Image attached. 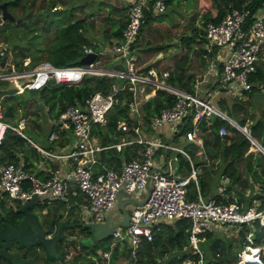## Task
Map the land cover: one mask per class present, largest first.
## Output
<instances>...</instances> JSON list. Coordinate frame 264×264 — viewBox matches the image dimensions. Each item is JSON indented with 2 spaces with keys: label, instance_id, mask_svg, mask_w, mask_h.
Listing matches in <instances>:
<instances>
[{
  "label": "built area",
  "instance_id": "2783aa9c",
  "mask_svg": "<svg viewBox=\"0 0 264 264\" xmlns=\"http://www.w3.org/2000/svg\"><path fill=\"white\" fill-rule=\"evenodd\" d=\"M124 1L126 24L121 35L112 37L111 42L106 45V51H109V58L112 60L111 65L102 64L101 57L78 65H55L44 61L29 69L15 70L13 66L11 71L0 73V78L11 80L22 78L21 76H33L31 80L23 81L16 92L25 88L39 87L50 78H54L57 82L74 83L80 81L83 76L82 73H76L73 77H68L63 73L50 70L48 76L38 79L35 71L38 66L45 63L54 65L58 69L71 66L85 67L90 73L124 78L123 81L115 79L106 93L95 91L83 101L77 100L70 103L57 117L53 118L52 123L60 129L71 131L74 137L71 145L63 148H59V145L55 148H47L33 140L24 129L27 124L26 116H19L16 121L7 120L0 102V141L6 129L11 128L26 137L46 158H64L66 163V167L62 165L43 167L48 172L45 177L38 176L35 171L27 169L22 158L17 162L0 163V199L6 201L12 197L21 202L38 195L39 201L54 204L67 197L82 194L83 199L88 203V208L95 215L94 219H90L102 221L106 212L116 203L121 189L133 195L142 196L147 178L150 177L152 188L147 200L141 205L132 207L127 224L113 228L110 234L113 237L112 244L116 242L122 244L127 240L131 245V255L134 257L142 239H152L154 226L158 227V224L163 221L186 217L189 220V233L188 242L184 244L183 250L197 253L198 257L195 259L187 255L182 260V264H204L203 249L200 245V240L204 238L202 235L204 231L218 230L227 235H237L239 228L244 224L253 226L256 218L264 225V209L258 208L256 204L258 200L250 205L229 200L230 176L225 172L219 174L214 192L204 194L199 180L202 169L193 164L189 152L171 140H164L160 134L153 135L149 132L152 128L159 131L169 126L175 133L186 120L185 117L190 115V111L192 124L182 135L185 140H191L199 147L198 152H202L203 136L199 131V123L204 116L218 114L243 131L254 145L259 146L254 141L248 122L241 124L230 116L218 103V99L229 95L246 98L248 91L257 83L250 79V74L256 71L264 49V2L253 13L249 7L231 6L219 21L207 22L206 39L202 46L208 51L203 53L204 56L207 58L210 50L215 46H224L227 51L222 59H220L222 53L215 54L219 59L214 72L215 80L201 95L169 82L167 77L170 74V68L149 65L150 61H137L139 49L136 42L143 16L146 10L164 11L167 8L166 1ZM251 14L253 18L249 20L248 17ZM8 48L9 42L1 41L0 55H3ZM92 50L91 46H84L86 53ZM97 53L101 55L105 52L101 50ZM117 63L120 64L117 65ZM209 74V68L204 71L201 68L195 72V78L202 79ZM149 85L150 92H146V87ZM127 88L131 89V93L122 96L121 93ZM158 88L174 92L176 98L171 105L163 107L159 113L152 116L149 122H146L140 94L143 93L145 97H148ZM117 104L126 105L125 108L132 119L130 124L129 120L119 121V127L125 135L111 144L95 142L92 136L93 123L105 122L107 113ZM227 129V126L222 124L218 127V132L224 134ZM58 136L59 133L52 130L49 139L53 140ZM127 143H140L141 147L137 149L140 156L123 158L119 165H108L100 161L98 156L100 149L108 146L120 147ZM262 146L264 147V144ZM160 148L183 152L191 163L189 173L182 176L171 168L168 172L158 169L156 158ZM258 149L264 153V150ZM98 164L101 165L100 169H96ZM39 165L45 166L43 162ZM190 181H193L197 192L194 198L188 193L187 185ZM9 199L8 203H11L12 199ZM110 252L111 249L103 250L101 257L107 259ZM263 252L264 245L254 244L252 233L248 231L245 234L243 247L238 250L237 264H264ZM248 254L253 257H247Z\"/></svg>",
  "mask_w": 264,
  "mask_h": 264
},
{
  "label": "trees",
  "instance_id": "16d2710c",
  "mask_svg": "<svg viewBox=\"0 0 264 264\" xmlns=\"http://www.w3.org/2000/svg\"><path fill=\"white\" fill-rule=\"evenodd\" d=\"M2 1H7L9 10L20 8L22 13L17 16H28L27 20L16 23L17 27H27L28 19L32 15V10L37 0H0V3ZM44 1L41 0L39 2L40 10L47 6H50V8L56 6V1L54 0H51L50 5H45L44 3L46 1ZM60 1L61 4L65 5L64 3L66 1ZM165 1L167 4L170 2V0ZM263 2L264 0H197L196 6L200 10L202 25H194L192 27L193 32L180 36V45L182 44L181 47H183L184 51L171 63L172 69L167 77L169 82L187 90L193 89L196 80L195 72L204 67L207 62V58L203 53L208 50L202 44L206 39L205 28L203 26L208 21H219L231 6L249 7L253 13ZM39 9L37 14L40 11ZM58 10L61 14L55 19L50 18L51 16L49 14L40 12L48 17H45L42 21L43 29L48 31L54 28L55 37L48 44L44 58H41L42 60L40 59L41 61L38 62L49 61L55 65L82 64L80 59L86 53L84 51L85 45L91 46L93 50L98 52L95 47L96 44L86 35L89 26H93V24L87 22L84 19L85 16H77L69 20L68 23H65L66 16L72 14L74 7L68 9L65 6V8L61 7ZM1 12L2 8L0 6V22L2 21ZM100 12L105 15L104 19L108 20V24L104 23L103 32L105 31L104 34L107 41L111 42L112 37L121 35V31L126 24V4H112L109 9ZM163 12H157L152 9L146 10L140 25V31L137 35L136 46L139 49L137 61L146 62L151 60L148 64L157 66L153 63L162 55L153 61L152 59H154L157 52L166 50L169 47L170 43L160 41L162 38L158 39L157 37L151 36V34L149 38L147 35H143L145 34L144 32H148L151 29L154 19L162 20L164 16H161V14ZM252 18L253 16L251 14L248 19L251 20ZM4 23L5 21L1 22L0 25L3 27ZM3 30H0V35ZM3 32L5 35L4 39H8V36L5 34L6 31ZM14 48H17V46ZM18 51L22 52L23 50L18 48ZM213 51L214 48L210 50V52ZM100 56L97 53L95 58H100ZM196 56L200 60L197 63L193 60ZM17 60L18 58H16L13 48H10V52L6 50L3 55H0V73L11 71ZM104 60H110L112 62L110 58L101 59V61ZM119 64L117 63V65ZM50 70H55V73H63V75L68 77H73L76 73H82V75L88 73L85 67L71 66L58 69L48 63L41 64L35 73L38 74V79H40L41 77L48 76ZM115 79L119 81L124 80V78L109 74L85 75L82 80L74 83L57 82L54 78H51L39 87L23 89L24 91L22 90L20 94V92H16L17 87L5 86L6 81L10 79L0 78V102L4 111V117L7 120L16 121L21 115L19 113L20 109H23L26 114L27 108L35 103L40 109V112L43 110L45 114L47 113L50 117L55 118L70 103L77 100L83 101L95 91L108 92L111 83ZM250 79L255 80L257 83L248 91L246 98L229 95L220 97L218 103L223 109L227 110L230 116L234 117L241 124L248 122L250 132L254 136V141H256L260 149L264 150L262 146L264 144V110H261L260 114L257 113L249 100L250 96L261 91V86L264 87V66L258 64L256 71L250 74ZM146 88V92H150L151 86L149 85ZM130 93L131 89L127 88L121 94L124 96ZM261 94L263 93L260 92L259 95ZM140 98L142 99V111L145 121L149 122L152 116L159 113L163 107H167L173 103L176 94L168 89L158 88L154 94L148 97H145L141 93ZM125 107L126 105L117 104L107 113V120L105 122L93 123L92 136L95 142L110 144L121 139L124 131L119 127V121L129 120L130 124L132 120ZM45 109H47V112H45ZM185 118L187 122L180 132L176 131L173 134V141H178L176 139L177 136L181 133L183 134L191 126V113ZM43 122H38L36 118H33V123L34 125L36 124L35 126L27 123L24 129L28 136L40 144L44 143L43 146L47 148L61 146L65 141L71 142V131L60 129L55 123L45 126ZM199 124V131L203 136V151L198 152L199 147L191 140H185L186 142L183 144V147L189 152L193 164L200 166L202 169L199 176L201 191L206 195L212 192L219 174L225 172L230 176L229 200H237L243 202L245 205H250L258 200L256 203L258 208L264 209V153L259 149H252L253 142L251 139L243 131L218 114L204 116ZM222 124L228 128L224 134L218 132V127ZM162 129H165V127ZM52 130L57 131L59 136L56 139L50 140L49 134ZM159 132L150 129L149 133L154 135ZM65 134L67 137L63 136ZM120 154L125 159L140 156L137 146L124 144L120 149H117L116 146H108V148L101 149L100 158L110 165L115 159L120 161ZM21 158L27 169L35 171L41 177L47 176L48 172L39 163L43 162L48 166H55L26 137L11 128H7L4 137L0 141V163L17 162ZM177 165L179 175H186L191 170V163L188 157L181 151H178ZM257 187L259 189H256ZM188 193L192 198L197 195L193 181L188 183ZM74 197L76 196L72 198ZM77 198L81 201V196L78 195ZM60 201H57V205H53L58 208ZM19 205V200L7 203L4 199H0V231H2L8 221L12 223H18L20 221L22 213L19 211ZM52 209L54 210V208L48 207L47 212L49 213ZM55 213L56 211H54V216L50 220H47L45 227L43 222L40 221L42 227H47L48 232L56 231L52 230V226L57 219L62 217V213H58V215H55ZM59 223L60 221L56 224L58 225ZM68 230L60 238L59 242H57V248L61 251V256L55 257L48 254L45 246L41 243L21 242L25 249L23 257L33 258L34 263L26 261L19 264H51L54 261V264H95L96 261L98 264H104L101 253L103 250L110 248L113 239L111 235L103 237L105 240L101 244L98 241L101 242L103 238H97L95 241H91V239L89 241L86 240V237L91 236L88 226H80L79 231L83 235L85 234V236H81L79 240L67 239V234L71 233V231L72 233L74 232L72 229ZM238 231L237 235H227L225 232L218 230L204 231L202 233L204 238L200 240V245L203 249L204 264H237V252L239 248L243 247L245 234L248 231L252 233L254 244L264 245V225L260 223L258 218L254 220L253 226L244 224ZM188 233L189 220L186 217L160 222L158 227H153L152 239H142L138 246L136 256L133 257L131 255V245L127 240L122 244L116 242L112 244L110 255L106 259V264H118V262L119 264H182V260L187 255H191L196 259L198 257L197 253H192L191 251L185 252L183 250L184 244L188 242ZM37 244L42 247V251H37L34 248ZM9 255L12 254L9 252ZM11 258L13 257L11 256ZM262 260L264 261V252L262 254ZM4 263L8 264L6 259L1 256L0 264Z\"/></svg>",
  "mask_w": 264,
  "mask_h": 264
},
{
  "label": "rangeland",
  "instance_id": "374dc122",
  "mask_svg": "<svg viewBox=\"0 0 264 264\" xmlns=\"http://www.w3.org/2000/svg\"><path fill=\"white\" fill-rule=\"evenodd\" d=\"M46 3L45 5H50L51 0H45ZM44 1V2H45ZM56 1V6H58L60 9L62 8H72L74 7V10L71 15L66 16L65 18V23H68L69 20H72L76 18L77 16H85L84 19L87 22H91L93 26H89V30L87 31L86 35L89 37L90 40H92L96 44V50L98 51H103L105 53L101 54V59H108L110 56L109 51H106V45L110 43L107 41V38L105 36V31L103 32V27L104 23L108 24V20H105L104 17L105 15L101 13L100 11L102 10H107L110 8L112 4H121L125 3L124 0H64L66 1L63 5L61 4L60 0H54ZM60 1V2H59ZM39 2L41 0H37L34 8L32 15L28 19V26L25 28H20L16 26L17 22H23L27 20L28 16L24 15V18L21 20V17L23 16H17L22 13V10L20 8L16 10H10L15 16L18 18L20 17L19 21L16 20H8L4 19L1 22L5 21L3 24V27L0 25V30L4 29L3 31H6L5 34L8 36V39H4L5 35L4 32L1 31L0 35V42L3 40H7L9 42V52L10 48H13V51L16 55V58L18 60L15 62L14 69L15 70H20V69H29L31 67H34L35 65H38L43 62H38L41 61V58H44L46 52H47V46L48 44L54 39L55 37V29L51 28V30L45 31L43 29V24L42 21L46 17V15L40 13L41 10L39 9L40 5ZM197 0H170L169 4H167V8L164 10V12L161 14V16H164L162 20H153L152 24L153 26L148 32H144L147 35L148 38L151 34V36L157 37L160 39V41L165 42V43H170L169 47L166 50H161L156 53L154 59L158 55H162L159 57L153 64H156L157 66L161 68H170L172 69L171 63L175 60L176 57L181 55V53L184 51L183 47L180 45V36L185 33H191L192 27L194 25L201 26L202 22L200 19V10L197 8L196 4ZM55 6V7H56ZM50 7V6H47ZM54 8V7H53ZM103 8V9H102ZM38 9L40 10L37 14ZM44 9V8H42ZM102 9V10H101ZM15 11V13H14ZM61 12L59 10L54 11L52 14H49L51 17L50 18H57L59 17ZM0 22V23H1ZM55 24V22H53ZM111 26V25H110ZM30 27V28H29ZM205 28V26H203ZM6 29V30H5ZM143 37V36H142ZM141 37V39H142ZM137 44V42H136ZM17 46V48H14ZM19 49H22L23 51L20 52L18 51ZM214 51L210 52L208 57H207V62L205 65V69L209 68L210 74L207 77H204L202 79H196L194 87L192 91L200 93L201 95L204 94V91L207 89V84L208 81L212 84L213 81L215 80L216 75L214 74L217 66L216 63H218L219 59L216 57L215 54L222 53L220 56V59L223 58L224 54L227 51V48L224 46H215L213 47ZM14 55V54H13ZM212 55V56H211ZM214 57V58H213ZM41 59V60H40ZM196 63L199 62L200 60L196 57L193 59ZM151 61V60H150ZM33 64V65H32ZM102 64L109 66L111 65V61H102ZM259 64L264 66V49L262 50V53L260 55V61ZM41 66V65H40ZM39 67V66H38ZM203 68V67H202ZM203 69V71L205 70ZM198 71V70H197ZM96 73H91L88 72L85 75H95ZM83 75L82 78L85 76ZM22 78H17L15 80H9L6 81L5 86L6 87H17L22 84L23 81L26 80H31L33 77L32 75L28 76H21ZM81 78V80H82ZM51 79V78H50ZM261 95L260 92L254 93V95L249 97V100L251 101V104L253 108H255V111L260 114L261 110H264V87L261 86ZM24 91V90H23ZM21 94V90L19 91ZM18 92V93H19ZM209 94V93H208ZM259 95V96H258ZM23 96V94H22ZM208 96V95H207ZM21 108V107H20ZM45 112H47V109H45ZM19 113L21 114L20 116L25 115L27 118V123L29 125H34L33 123V118H36L38 122H43L45 126H49L52 121L53 117H50L47 113L45 114L43 110L38 108L37 104L33 103L30 107L27 108V113L25 114L23 109H20ZM18 113V114H19ZM149 125V124H148ZM147 125V127H148ZM169 127V126H168ZM170 128V127H169ZM153 130L154 129L152 128ZM160 131V130H159ZM164 133V132H163ZM158 134L161 135V132ZM174 134V133H173ZM183 137L182 133L177 136L176 139H178V143H181L183 145V140L181 139ZM164 139H167V137H164ZM71 141H74V137L71 136ZM252 149H258L259 146L252 145ZM161 153L160 155H162ZM171 162L175 163L178 162V150L172 149L171 150ZM188 188V185H187ZM256 189H259L258 187ZM141 191V190H140ZM9 197V196H8ZM12 201L16 202L18 199L12 198ZM7 199L10 201V199ZM58 204L57 202L54 203ZM53 204H45L43 200L38 201L33 205V208L36 210L39 218V221L43 222V225H47V220H50L54 216V211H56L55 215H58V213H62V217L57 219L52 226V230L55 231L58 227L56 224L57 222L61 220H70V221H85L88 220L89 218H95V215L93 212L88 208V203L82 199V201H79L77 197H67L65 199H62L59 202V207L57 208ZM48 207L54 208L52 209L49 213ZM46 210L47 213H44L43 210ZM120 212L116 213L118 215ZM68 229H72L74 232L68 233L66 238L67 239H72L76 240L81 237L85 236L83 233H81L80 230V225H73V226H66L64 227V234L66 231L68 232ZM64 236V235H63ZM92 236L86 237V240L89 241V239L92 240ZM226 237V236H225ZM233 237V236H232ZM230 237V238H232ZM66 238L63 237V239L66 240ZM228 238V237H226ZM64 240V241H65ZM104 238L100 241L99 243L103 244L104 243ZM59 242V241H58ZM112 244L109 249H111ZM239 250V249H238ZM238 254V252H237ZM119 260V258H118ZM100 262V261H99ZM102 262L105 263L106 259L102 258ZM52 262L51 264H54ZM95 264H98L96 261ZM119 264V262H118Z\"/></svg>",
  "mask_w": 264,
  "mask_h": 264
},
{
  "label": "water",
  "instance_id": "95a60500",
  "mask_svg": "<svg viewBox=\"0 0 264 264\" xmlns=\"http://www.w3.org/2000/svg\"><path fill=\"white\" fill-rule=\"evenodd\" d=\"M2 8L1 19H9L19 21L20 17H16L7 7V1H2L0 3ZM58 6L54 8L46 7L41 10L42 13L52 14L54 11L58 10ZM24 18L21 17V20ZM160 56V55H158ZM157 56V57H158ZM96 57V51L92 50L84 54V56L80 59L82 64L89 63L94 60ZM156 57V58H157ZM155 58V59H156ZM190 114V111H189ZM181 125L179 132L182 130L184 124ZM170 140V139H169ZM168 149H166V152ZM158 169L168 172L170 170V164L168 160L167 168L162 166H158ZM152 184L150 181V177L147 178L146 187L144 190V194L141 195H133L131 192L126 191L125 189H121L118 193L116 203L112 208H110L106 214L105 218L102 221H94L92 219H88L85 221H70V220H61L58 224V227L55 232H48L47 227L43 228L40 221L38 220V214L35 210L31 209L35 203L39 201L38 195H34L32 197L26 198L24 201L20 202L19 211L22 213V218L18 223H12L8 221L2 231L0 232V242H2L0 254L3 255L9 264H18L20 262L30 261L34 263V259L31 257L24 258L22 255H18L15 258H11L7 252L6 248L9 246L11 240L13 238L18 239L22 243H41L45 246L48 254L58 257L61 256V251L57 248V242L64 235V227L80 225V226H88L89 230L92 234V240L95 241L97 238H103L111 234L113 228L118 225H125L129 221L130 211L134 205L143 204L151 191ZM119 213L118 216H115L116 213Z\"/></svg>",
  "mask_w": 264,
  "mask_h": 264
},
{
  "label": "crops",
  "instance_id": "0c3cea01",
  "mask_svg": "<svg viewBox=\"0 0 264 264\" xmlns=\"http://www.w3.org/2000/svg\"><path fill=\"white\" fill-rule=\"evenodd\" d=\"M206 65V64H205ZM205 68V66L202 68V69H204ZM205 70H208V68H206ZM208 86H207V88H209V86L211 85V83H210V81H208V84H207ZM181 127V126H180ZM173 129V128H172ZM180 129V128H179ZM174 130V129H173ZM179 131V130H178ZM160 132L162 133L161 134V137L164 139V137H167V139L169 140H171V141H173V131L171 130V128H169L168 126H166L165 127V129H161L160 130ZM164 132V133H163ZM123 135H125V133L123 134ZM63 136H66L67 137V135L65 134V135H63ZM58 138V137H57ZM56 139V138H55ZM167 139H164V140H167ZM181 139L183 140V144L186 142L185 141V139L183 138V137H181ZM58 140V139H57ZM96 142H98V141H96ZM174 143H176V144H178V145H181V146H183L181 143H178V141H173ZM71 143H72V141L71 142H69V141H65V143L63 144V145H61V146H59V148L61 147V148H63V147H67L68 145H71ZM100 143V142H99ZM111 143H113V142H111ZM110 143V144H111ZM127 144H129V143H127ZM131 145H134V146H137V149L139 150L140 149V147H141V144L140 143H130ZM42 145H44V143H42ZM122 146V145H121ZM120 146V147H121ZM123 146H124V144H123ZM117 147V149H120V147H118V146H116ZM105 148H108V147H105ZM103 149V148H102ZM159 151L157 152V158H156V163H158V165L157 166H162V167H164V168H167V166H168V160H169V164H170V168L175 172V173H177L178 175L180 174L178 171H177V167H178V165H177V162H175V163H173V162H171V150L169 151H167L166 152V150L165 149H163V148H160V149H158ZM100 151H101V149L98 151V156H99V159H100V161L102 162V163H105V164H108V163H106V162H104L103 160H101V158H100ZM161 153H163L162 155H160ZM120 161H118V159H115L114 161H113V163H110V164H116V165H119L120 163H121V161H122V159L124 158H122V155L120 154ZM49 159V161H52L53 162V164L55 165V166H58V165H62L63 167H66V163H65V160H64V158H55V159H52V158H48ZM101 165L100 164H98V165H96V169H100L101 167H100ZM41 167H48V165H46L45 164V166L44 165H41ZM218 178H219V176H218ZM218 180H216V182H217ZM216 182H215V186L213 187V190H212V192H214V190H215V187H216ZM212 192H210V193H212ZM209 193V194H210ZM78 196V195H77ZM76 196V197H77ZM79 196H81V201H82V199H83V195L82 194H80ZM73 197V196H72ZM58 203V202H57ZM57 205V204H56ZM43 212L44 213H46V210L44 209L43 210ZM119 215V214H118ZM118 215H116V216H118Z\"/></svg>",
  "mask_w": 264,
  "mask_h": 264
},
{
  "label": "flooded vegetation",
  "instance_id": "af4514ba",
  "mask_svg": "<svg viewBox=\"0 0 264 264\" xmlns=\"http://www.w3.org/2000/svg\"><path fill=\"white\" fill-rule=\"evenodd\" d=\"M33 210H35L33 207L31 208ZM36 211V210H35ZM39 216H38V220H39ZM41 220V219H40ZM45 227V226H44ZM43 227V228H44ZM1 232V231H0ZM92 236V234H91ZM35 244V243H34ZM1 245H2V242H0V249H1ZM34 248L37 250V251H42V247L37 244L34 246ZM25 249H24V246L23 244L16 238H13L9 244V246L6 248V252L7 254L9 255V252L10 254L12 255H9L10 257L12 256L13 258L17 257L18 255H22L23 256V253H24ZM3 256L0 254V257ZM4 257V256H3ZM5 258V257H4ZM12 258V259H13ZM6 259V258H5ZM7 261V259H6ZM7 263L9 264V262L7 261ZM20 263H24V262H20ZM5 264V263H4ZM19 264V263H18Z\"/></svg>",
  "mask_w": 264,
  "mask_h": 264
},
{
  "label": "bare ground",
  "instance_id": "6f19581e",
  "mask_svg": "<svg viewBox=\"0 0 264 264\" xmlns=\"http://www.w3.org/2000/svg\"><path fill=\"white\" fill-rule=\"evenodd\" d=\"M223 113H225V112H223ZM247 257H250V258H252V257H253V255H250V254H248V255H247Z\"/></svg>",
  "mask_w": 264,
  "mask_h": 264
}]
</instances>
